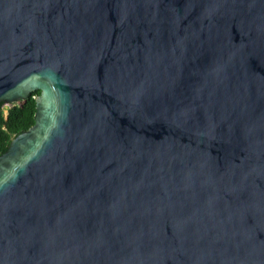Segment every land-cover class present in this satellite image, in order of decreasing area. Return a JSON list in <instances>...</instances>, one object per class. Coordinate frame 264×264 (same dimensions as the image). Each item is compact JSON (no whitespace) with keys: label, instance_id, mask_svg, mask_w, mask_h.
I'll return each instance as SVG.
<instances>
[{"label":"water","instance_id":"obj_1","mask_svg":"<svg viewBox=\"0 0 264 264\" xmlns=\"http://www.w3.org/2000/svg\"><path fill=\"white\" fill-rule=\"evenodd\" d=\"M0 264H264V0H0Z\"/></svg>","mask_w":264,"mask_h":264},{"label":"trees","instance_id":"obj_2","mask_svg":"<svg viewBox=\"0 0 264 264\" xmlns=\"http://www.w3.org/2000/svg\"><path fill=\"white\" fill-rule=\"evenodd\" d=\"M39 94L40 91H35L24 102L9 107L0 104V155L6 152L15 136L34 125Z\"/></svg>","mask_w":264,"mask_h":264},{"label":"rangeland","instance_id":"obj_3","mask_svg":"<svg viewBox=\"0 0 264 264\" xmlns=\"http://www.w3.org/2000/svg\"><path fill=\"white\" fill-rule=\"evenodd\" d=\"M6 107H9V106L6 105Z\"/></svg>","mask_w":264,"mask_h":264}]
</instances>
